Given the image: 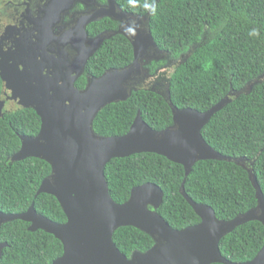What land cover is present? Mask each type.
Listing matches in <instances>:
<instances>
[{
    "label": "trees",
    "instance_id": "1",
    "mask_svg": "<svg viewBox=\"0 0 264 264\" xmlns=\"http://www.w3.org/2000/svg\"><path fill=\"white\" fill-rule=\"evenodd\" d=\"M106 2L107 0H102ZM125 13L146 16L160 51L167 59L154 62L151 72L171 68L167 80L170 99L177 109L206 113L231 92L242 91L264 76V0H116ZM155 5V6H154ZM154 8L152 9V7ZM110 19L88 27L90 37L117 29ZM134 60L131 42L122 35L104 41L89 61L76 84L84 89L87 77L99 78L108 70L123 69ZM263 79V78H262ZM251 92L242 93L218 111L202 131L206 143L217 153L246 159L264 195V79ZM4 83L0 77V96ZM138 112L154 131L173 124V113L160 94L139 89L125 102L105 107L93 129L100 137L126 135ZM42 120L32 109H5L0 118V212L26 213L34 205L47 219L65 224L67 217L57 199L37 195L42 182L51 175V166L30 158L11 162L21 149L20 136L36 137ZM109 192L115 203L125 204L134 188L151 183L164 193L158 214L173 230L181 231L201 219L180 194L184 167L154 153L113 159L105 168ZM187 195L196 203L211 207L219 220L231 221L256 208V190L243 167L226 161L198 162L186 178ZM150 210L152 208L150 207ZM30 224L15 220L0 227V264H52L63 255L62 243L42 230L30 232ZM119 251L128 259L135 252L146 253L152 238L133 227L118 229L113 236ZM264 247V225L246 223L224 237L219 249L232 264L248 263Z\"/></svg>",
    "mask_w": 264,
    "mask_h": 264
},
{
    "label": "water",
    "instance_id": "2",
    "mask_svg": "<svg viewBox=\"0 0 264 264\" xmlns=\"http://www.w3.org/2000/svg\"><path fill=\"white\" fill-rule=\"evenodd\" d=\"M64 5L65 0H53L48 5L52 10L41 12L38 28L22 35L10 48L0 46V77L4 83L0 118L8 102L21 109H32L41 118L39 135L20 136L21 149L11 157V162L35 158L51 166V175L42 182L37 195L55 197L67 222L55 223L39 215L32 205L24 214L0 212V227L22 220L30 224V232L42 230L53 235L62 243L64 252L52 264H232L222 256L219 244L246 223L258 221L264 225V195L248 165L250 162L217 153L206 143L202 131L218 111L242 93L251 92L263 76L242 91L231 92L206 113L174 107L168 85L164 93L158 94L172 109L170 127L154 131L138 112L126 135L100 137L93 129L98 114L111 104L127 101L139 90L133 85L139 84L149 72L144 66L163 59L164 54L149 28L151 11L146 16H133L123 12L116 0H108V9L88 17L72 30L61 28L57 32L55 26L66 14L65 9L61 10ZM105 17L119 22L120 28L89 38L87 27ZM116 35L131 42L132 64L108 70L99 78L88 77L86 87L78 89L76 84L84 76L91 58L104 41ZM143 153L160 155L184 167L180 194L201 219L200 224L173 230L157 212L164 193L151 183L134 188L125 204L114 202L105 177L106 166L113 159ZM208 160L235 163L246 169L256 190V208L231 221H223L208 205L194 202L186 193V178L198 162ZM123 227H133L149 235L154 246L146 253L135 252L128 259L113 240L114 233ZM7 246L0 244V260ZM242 264H264V247L254 260Z\"/></svg>",
    "mask_w": 264,
    "mask_h": 264
},
{
    "label": "flooded vegetation",
    "instance_id": "3",
    "mask_svg": "<svg viewBox=\"0 0 264 264\" xmlns=\"http://www.w3.org/2000/svg\"><path fill=\"white\" fill-rule=\"evenodd\" d=\"M52 1L53 0H0V46L2 45L6 47V49L10 48L16 43L17 39L22 37V35H26L32 30L38 28L39 24L41 23V12L47 9L52 10V8L48 7ZM65 2L66 7L64 5V8L61 10L65 9L66 14L62 15L60 21L56 24L55 29L57 32L61 28L63 31L72 30L77 24L86 20L88 17L98 14L102 9H108V0L106 2H103L102 0H65ZM54 7L55 9L57 8L56 6ZM103 19L110 18H101L95 22H100ZM110 20L114 21L112 19ZM117 23V29L104 32H114L118 30L121 24L119 22ZM88 36L89 38H95L90 37L89 34ZM163 56V59L159 61L148 62L144 66V68L149 72H147L145 76L143 75L140 83L134 84L133 87L138 89H149L157 93H164L166 91L168 86L167 82L161 84L160 82L152 81L154 80L155 76L157 77L159 75L160 70H162L161 67L157 68L153 73L150 69L152 63H160L167 59V56ZM164 67L166 68V66ZM149 82H152L151 86H149Z\"/></svg>",
    "mask_w": 264,
    "mask_h": 264
},
{
    "label": "rangeland",
    "instance_id": "4",
    "mask_svg": "<svg viewBox=\"0 0 264 264\" xmlns=\"http://www.w3.org/2000/svg\"><path fill=\"white\" fill-rule=\"evenodd\" d=\"M171 68L172 67L167 69L164 66H162L161 67L162 70H160L159 75L157 77L155 76L154 80H152V81L160 82L161 84H164L165 82H167V80L170 77ZM151 84H152V82H149V86H151ZM18 108H20V107H18V105H16L13 102H8V104L5 107V109H7V111H13V110H16Z\"/></svg>",
    "mask_w": 264,
    "mask_h": 264
}]
</instances>
